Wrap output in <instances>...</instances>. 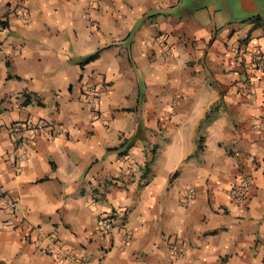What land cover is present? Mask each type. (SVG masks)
I'll return each mask as SVG.
<instances>
[{"label":"crops","instance_id":"1","mask_svg":"<svg viewBox=\"0 0 264 264\" xmlns=\"http://www.w3.org/2000/svg\"><path fill=\"white\" fill-rule=\"evenodd\" d=\"M263 10L0 0V202L13 204L0 207V264H264V77L232 52L264 51ZM255 15L261 25L243 21ZM23 121L37 126L16 171L24 139L8 127ZM55 242L76 261L54 260Z\"/></svg>","mask_w":264,"mask_h":264},{"label":"built area","instance_id":"2","mask_svg":"<svg viewBox=\"0 0 264 264\" xmlns=\"http://www.w3.org/2000/svg\"><path fill=\"white\" fill-rule=\"evenodd\" d=\"M24 10H20V14H23ZM2 27L0 26V29ZM155 39L158 42H162V35H157ZM232 52L237 57L236 63L244 68L247 67L252 72V77L262 76L264 77V51L256 45L237 46L233 48ZM246 54V61L242 59V55ZM252 79V78H250ZM253 80V79H252ZM86 90V89H85ZM254 87L250 81H242L239 85L238 92L240 95L249 96L253 93ZM92 89H87L85 94H91ZM87 102L92 107L94 102L91 98H88ZM174 104V103H172ZM37 124L31 121L14 122L8 127V132L13 136V138L21 139L23 143L18 146L19 149L14 155V160L16 161L15 170L20 171V163L27 157V142L29 141L31 135L33 134ZM23 132H28L26 135H22ZM27 141V142H26ZM251 180L249 177L241 176L239 177L228 189V194L237 203H242L245 197L246 190L250 185ZM0 207L12 211L13 204L10 198L3 197L0 202ZM121 214L119 212H114V214H103L97 219V226L101 231H109L115 224L116 219L120 218ZM53 259L56 261H69L75 262L77 259V254L70 248L63 246L59 242H55L54 250H51Z\"/></svg>","mask_w":264,"mask_h":264},{"label":"trees","instance_id":"3","mask_svg":"<svg viewBox=\"0 0 264 264\" xmlns=\"http://www.w3.org/2000/svg\"><path fill=\"white\" fill-rule=\"evenodd\" d=\"M243 21L253 22V25H256V26L261 25V23H260V16H258V15L248 17V18H246ZM5 25H6L5 24V21L0 20V26L3 28V27H5ZM245 38H244V40H245ZM96 55H97V52H95V53H93V54H91L89 56H86L81 62L84 63L86 61H89V60L93 59ZM120 153H124V150L122 152H120Z\"/></svg>","mask_w":264,"mask_h":264},{"label":"rangeland","instance_id":"4","mask_svg":"<svg viewBox=\"0 0 264 264\" xmlns=\"http://www.w3.org/2000/svg\"><path fill=\"white\" fill-rule=\"evenodd\" d=\"M259 2H260V4H262L263 7H264V0H259ZM262 12H264V10H263ZM196 147H198V140H197V146H196Z\"/></svg>","mask_w":264,"mask_h":264}]
</instances>
